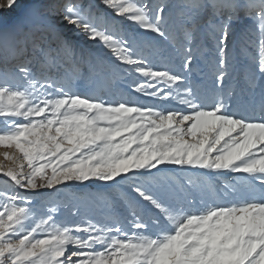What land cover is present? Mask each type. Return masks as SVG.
Returning <instances> with one entry per match:
<instances>
[{"label": "snow or ice", "instance_id": "1", "mask_svg": "<svg viewBox=\"0 0 264 264\" xmlns=\"http://www.w3.org/2000/svg\"><path fill=\"white\" fill-rule=\"evenodd\" d=\"M186 7L178 41L166 0H0V264H264V0ZM205 8L211 89L192 81ZM240 16L259 47L237 90Z\"/></svg>", "mask_w": 264, "mask_h": 264}, {"label": "rangeland", "instance_id": "2", "mask_svg": "<svg viewBox=\"0 0 264 264\" xmlns=\"http://www.w3.org/2000/svg\"><path fill=\"white\" fill-rule=\"evenodd\" d=\"M33 2L34 0H21V5L23 7ZM190 2L191 0H166V3L169 5V24L171 26V31L178 41H183L186 28L193 27V23L187 20L189 9L186 5ZM203 2L207 5L210 0H203ZM19 12L20 9H14L11 11H5L3 14L14 19L17 15H19ZM210 22H218V18L213 17L208 8L202 9L194 21L195 40L193 42V46L196 49L194 55L197 59L194 64L195 71L192 74V81L195 86L201 89H211L213 87L212 73L216 66L215 40L210 35L212 31L209 27ZM248 25H251V21L244 16H240L238 22L233 27L232 34L228 42L229 76L226 78L225 88H236L239 90V87L244 82V76L249 67V56L258 55V25L252 26L251 31L246 35H241V30ZM77 90L82 94L87 93V87L83 84L78 85ZM109 98L110 97H105V99ZM116 98L119 97L117 96ZM169 107H171V105H169ZM5 151H8L11 155L13 150L0 147V165L7 168L12 165V162L4 158L3 153ZM162 167L165 168L168 175L176 174V166ZM239 178V174L224 176L221 177V183L234 181ZM6 179L7 178L0 175V191L9 188V185L5 183ZM63 191L68 194L79 193L81 191L96 193L106 191V187L102 183L97 182L95 184H89L86 188L73 186L71 188L64 189Z\"/></svg>", "mask_w": 264, "mask_h": 264}, {"label": "bare ground", "instance_id": "3", "mask_svg": "<svg viewBox=\"0 0 264 264\" xmlns=\"http://www.w3.org/2000/svg\"><path fill=\"white\" fill-rule=\"evenodd\" d=\"M236 89V88H235Z\"/></svg>", "mask_w": 264, "mask_h": 264}]
</instances>
